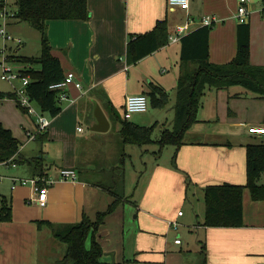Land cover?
<instances>
[{"label":"crops","instance_id":"obj_1","mask_svg":"<svg viewBox=\"0 0 264 264\" xmlns=\"http://www.w3.org/2000/svg\"><path fill=\"white\" fill-rule=\"evenodd\" d=\"M238 1L190 0L188 9L170 11L167 0H87L89 19H53L47 22L52 53L60 59L64 73L70 70L76 72L83 89L72 85L69 87V99L59 101L61 112L50 116V124L43 132L36 133V119L23 110L24 115L28 116L26 126L22 124L25 133L23 139L16 136L9 125L0 121L21 142L20 153L25 158L42 160L45 174L43 183L47 187V204L40 206L33 200L35 191L31 183L14 181V178L33 177L32 163L8 164L6 167H15L16 171L9 175L0 173V181L3 182L1 178L7 181L0 194L10 197L12 205V219L0 221V264H52L57 259L53 258L54 240L57 239L49 227L44 224L39 226V221L74 223L85 214L95 221L98 212L107 210L113 201L114 191L119 189L104 185L98 174L99 166H95L96 156L100 157L105 152L111 156L113 163L122 159L118 158L122 149L120 122L115 130L119 141L114 137L113 141L116 142L110 149L103 148L102 143L111 140V124L118 122L116 109L124 111L127 96L144 93L151 101L154 85L161 86L166 92L172 82L174 85L176 83L172 88L175 89V98L170 107L173 127L177 83L183 66L180 40H167L155 51L130 63L127 43L131 37L153 29L158 20L166 19L169 36L174 33L176 24L190 22L185 34L203 26L204 17H215V22L210 25L209 60L217 64L227 63L237 51L239 22L235 15ZM15 21L19 22L16 18ZM249 25L250 62L264 65V18L260 11L250 14ZM21 64L25 69V65ZM187 64L190 68L196 66L194 62ZM131 85L137 86L132 89ZM249 95L251 99L248 100L257 102L255 106L260 107H250L252 116L239 113L232 107V104L237 106L240 101L231 103L228 88H207L201 97L197 120L185 131L184 136L186 133L188 136L183 138L178 150L177 161L184 175L167 170L163 176L176 187L184 188H187L186 178L189 177L194 184L192 191H201L202 198L201 188L207 184H245V145L251 143L249 136L253 135L248 128L264 125V98ZM93 101L99 103L109 120V128L104 132L91 130L97 123ZM152 124L153 121L141 125ZM82 125L87 126L91 133H86ZM28 132L34 133V138H29ZM29 141L36 142L35 146L29 145ZM19 166L21 170L17 171ZM67 167L76 171V180L61 179L60 171ZM117 178L121 179L122 175L118 174ZM123 180L125 182V173ZM126 201L129 200L124 192L122 201L97 228L96 237L105 254L110 252L103 245L109 234L105 226L110 219V222L121 223L122 205ZM204 210L203 201L202 209L194 211L197 221L188 224L190 232L195 234L193 246L184 249L181 240L180 243L174 242L178 253L171 254L164 249L163 254H156L137 244L131 249L133 260L123 258L115 262L200 264L204 251L208 264H264V199L253 200L249 189H244L241 226H204L201 224ZM174 217L179 221L185 217V212Z\"/></svg>","mask_w":264,"mask_h":264},{"label":"trees","instance_id":"obj_2","mask_svg":"<svg viewBox=\"0 0 264 264\" xmlns=\"http://www.w3.org/2000/svg\"><path fill=\"white\" fill-rule=\"evenodd\" d=\"M14 18L27 23L40 32L41 51L38 56H19L17 61L25 65L22 74L29 77L26 86L30 99L38 108L51 117L62 110L58 100V91L51 85L64 78V69L60 59L52 53L48 36L47 22L53 19H83L90 17L87 0H16ZM211 26L203 25L180 37L182 70L177 83L176 103L173 129H163L159 139L151 136L154 124L139 125L128 119L117 116L121 126L119 136L121 145L159 143L173 144L176 151L183 143L185 131L197 120V110L201 97L207 88H229L233 85L242 86L258 98H264V65L250 62V25L239 23L237 26V51L234 58L227 63L217 64L209 60V33ZM167 21L158 20L155 27L145 33L131 37L127 43V59L134 63L160 46L167 43ZM188 62L196 63L188 67ZM188 65V66H187ZM151 91V103L164 106L167 94L159 85ZM16 98L15 91L0 92V98ZM22 110V109H21ZM112 112V106L109 105ZM258 138V137H257ZM21 142L13 135L11 129L0 122V163L10 161L17 164L32 165L33 177H45L43 162L40 158L27 159L20 153ZM246 147V183H214L201 188L203 191L204 226H241L243 225V192L250 191L253 200L264 199V139ZM123 151V148H122ZM124 153V152H123ZM122 153V154H123ZM123 156V155H122ZM123 159V157H122ZM176 161V153L173 163ZM123 180V175L122 178ZM187 189L192 191L194 184L186 178ZM192 185V187H190ZM123 199L121 190L114 191L113 201L106 211L98 212L95 221L85 214L74 223H54L47 220L39 221L40 225L50 228L53 236L65 244V252L52 264H121L115 261H102L104 249L96 237L98 226L108 213L114 211ZM12 219L10 197L0 194V221ZM90 238V246H86ZM204 253V251H202ZM201 254L200 264H208L206 256Z\"/></svg>","mask_w":264,"mask_h":264},{"label":"rangeland","instance_id":"obj_3","mask_svg":"<svg viewBox=\"0 0 264 264\" xmlns=\"http://www.w3.org/2000/svg\"><path fill=\"white\" fill-rule=\"evenodd\" d=\"M15 2L16 0H4V4L0 9V30L4 28L13 37L22 40V43L18 44L15 40L5 39L0 33V92L4 93L14 91L15 87L21 86V81L18 79H2L1 75L4 69L10 68L12 73L20 74L23 72L24 67L21 62L16 60L17 57L22 55L36 57L41 51L39 30L27 23L21 24L22 22L15 21L13 16L16 10ZM262 7L263 0H249L248 8L250 14L256 10L261 12ZM136 86L131 85V88L135 89ZM175 86L176 83L174 85L172 82L167 87L166 93L168 99L163 107L152 105L148 98L147 111L133 113L129 119L140 125L145 123L151 124L153 121L154 130L151 136L154 140L160 138L164 127H166L164 129H173L171 126L172 111L170 107L173 104L171 102L175 98V89H172ZM228 92L231 103L232 101H240L237 106L232 104V107H235L239 113L252 116L250 107L254 109L259 107L255 106L257 102L248 100L251 99L249 95L251 93L247 92L240 85L230 86ZM33 105L37 110L39 109L36 103ZM116 113L120 119L125 120L123 110L116 109ZM240 116L243 117L241 114ZM27 117L22 112L16 99L10 97L0 98V121L9 125L16 136L22 139L25 137L22 124L26 126L25 122L28 120ZM250 119H246V121ZM118 124L119 121L111 124L110 131L112 137L110 141H103V148L110 149L116 142L115 140L113 141L114 137L119 141L120 138L117 131H115L116 125L117 127L119 126ZM82 126L86 133H91L87 126ZM187 136L188 134L186 133L183 138H187ZM254 136H249L250 142H256L258 140ZM97 141L101 142V140ZM28 143L33 146L36 144L33 141H29ZM95 145H98V143H95ZM121 147L123 151L122 149L120 150V156L118 158L123 157V159H118L115 163H113L111 156L109 157L105 152L100 157L96 156L97 163L95 166H99V168L97 167L100 170L98 174L101 175L100 179L104 182V185L111 186L112 189L118 188L123 194L125 192L129 200L122 205L121 223L110 222L112 221L110 219L108 225L105 226L109 230V234L106 236L103 245L110 252L105 254L106 252L104 251L101 260H106L107 262H113L123 258H125L124 260L128 258L133 260L134 257L131 256V249L137 244L142 245L146 250H153L156 254H163L164 249L168 250L171 254H176L179 252L178 248L174 245L176 238H180L183 241L182 246L184 249L187 246H193L195 234L190 232L188 224H194L197 221L194 211L196 209L198 211L202 209V192L195 193L182 186L176 187L163 176V173H166L167 170H173L183 174L179 169L177 161L179 149L176 151V147L173 144L161 146L157 142L143 144L141 146L137 144H125ZM175 153L176 167L173 163ZM19 170H21L20 166L17 171ZM15 171V167H6V165L0 164V173L2 175H9ZM124 173L125 182L117 178L118 174L123 175ZM1 179H3V182L0 181V191L7 184L4 178ZM124 188L125 190L123 191ZM178 210L185 212V217L179 219L178 230L173 227L169 228L170 226L167 223L170 220H177L174 216L178 214ZM90 242V238H88L86 241L87 247L90 246ZM64 252L65 244L54 240L53 258H60ZM108 256L110 257L107 258Z\"/></svg>","mask_w":264,"mask_h":264},{"label":"built area","instance_id":"obj_4","mask_svg":"<svg viewBox=\"0 0 264 264\" xmlns=\"http://www.w3.org/2000/svg\"><path fill=\"white\" fill-rule=\"evenodd\" d=\"M4 4V0H0V9L2 8ZM168 9L170 11H174L177 8H184L188 9L190 5V0H167ZM249 0H239L238 6L236 9V19L239 23H247L249 22ZM262 17L264 18V0H263V7L261 9ZM204 25H212L216 18L211 16H206L203 19ZM190 22L187 23H180L175 25V31L174 33L170 34L168 39L169 41H178L180 37L184 34V32L187 30L188 25ZM0 33L4 36L5 39L8 40H15L18 44L22 43V40L20 38L13 37L11 34H9L4 28L0 30ZM2 65V64H1ZM2 79L6 80H20L21 86L15 87V94H16V101L19 105V107L28 115H32L36 119L37 123V132H43L47 129V127L50 124V117L45 115L40 109H36L33 105L34 102L30 99L26 86L29 82V77L26 75L20 74H14L11 72L10 68H5L3 74L1 75ZM75 86L77 89H83L81 80L78 78L75 71L70 70L65 73L64 78L51 85V88L56 89L58 91V100H68V89L70 86ZM148 108V97L144 93L140 94H133L129 95L125 99V105H124V111L123 116L125 119H130L132 117L133 113L136 112H144ZM81 130V128H79ZM249 132L253 135H255L258 138L264 139V125H255L250 126L248 128ZM27 136L29 138H34V133H27ZM4 165L13 164L10 163V161L7 162H1ZM61 179L63 180H76L77 179V173L73 168H63L60 171ZM21 182L23 184L29 182L33 185L35 196L33 198L34 202H36L40 206H45L47 204V187L44 185L43 177H31L29 179H16L14 178V181ZM45 182V181H44ZM178 215H183V211L179 210ZM178 221L171 220L169 221V226L173 228H178ZM175 243H180L181 239L176 238L174 240Z\"/></svg>","mask_w":264,"mask_h":264},{"label":"water","instance_id":"obj_5","mask_svg":"<svg viewBox=\"0 0 264 264\" xmlns=\"http://www.w3.org/2000/svg\"><path fill=\"white\" fill-rule=\"evenodd\" d=\"M93 113L97 123L91 127L93 131L104 132L109 128V120L97 101H93Z\"/></svg>","mask_w":264,"mask_h":264}]
</instances>
